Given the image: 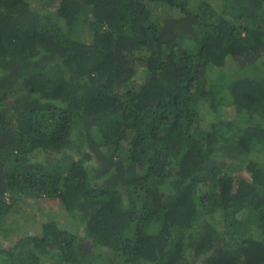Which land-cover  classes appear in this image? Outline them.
I'll list each match as a JSON object with an SVG mask.
<instances>
[{
  "label": "trees",
  "instance_id": "16d2710c",
  "mask_svg": "<svg viewBox=\"0 0 264 264\" xmlns=\"http://www.w3.org/2000/svg\"><path fill=\"white\" fill-rule=\"evenodd\" d=\"M24 199L0 264H264V0H0L2 237Z\"/></svg>",
  "mask_w": 264,
  "mask_h": 264
},
{
  "label": "rangeland",
  "instance_id": "374dc122",
  "mask_svg": "<svg viewBox=\"0 0 264 264\" xmlns=\"http://www.w3.org/2000/svg\"><path fill=\"white\" fill-rule=\"evenodd\" d=\"M85 24L86 22H81L77 26L79 27ZM223 102L222 115H227L230 117L229 112L230 110L234 109V107L227 100H224ZM202 106L203 112L206 111V106ZM225 111H227V114ZM205 114L207 117L210 115L209 113ZM224 118L227 117L224 116ZM202 123H204L205 126L208 124L210 127L213 123H215V121L212 123H205V120H203ZM125 149L126 143L123 141L118 145L115 151L116 153H121ZM56 203V200L52 201L49 199H45L39 204H35L34 202L31 204L27 199L17 202L15 209L10 213V215L7 214V216L1 218L3 219L1 222L5 224L3 227L5 229V233L7 234V237L5 238L0 234V238L3 240L4 244H10L11 242L14 243V241H18L27 232H36L37 230H41L42 222L48 219H45L46 215L52 214L58 210V207L55 206ZM57 217L58 214H55V218Z\"/></svg>",
  "mask_w": 264,
  "mask_h": 264
}]
</instances>
